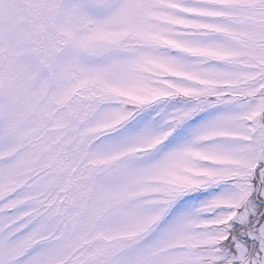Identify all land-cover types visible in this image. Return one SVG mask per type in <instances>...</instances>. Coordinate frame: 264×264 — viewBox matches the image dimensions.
I'll list each match as a JSON object with an SVG mask.
<instances>
[{
	"label": "snow or ice",
	"instance_id": "snow-or-ice-1",
	"mask_svg": "<svg viewBox=\"0 0 264 264\" xmlns=\"http://www.w3.org/2000/svg\"><path fill=\"white\" fill-rule=\"evenodd\" d=\"M0 264H264V0H0Z\"/></svg>",
	"mask_w": 264,
	"mask_h": 264
}]
</instances>
